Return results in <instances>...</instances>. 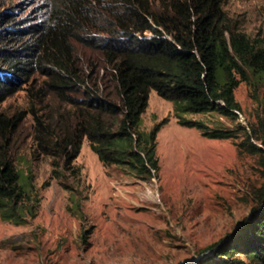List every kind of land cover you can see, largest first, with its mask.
Returning a JSON list of instances; mask_svg holds the SVG:
<instances>
[{
    "label": "trees",
    "instance_id": "trees-1",
    "mask_svg": "<svg viewBox=\"0 0 264 264\" xmlns=\"http://www.w3.org/2000/svg\"><path fill=\"white\" fill-rule=\"evenodd\" d=\"M224 1L46 0V15L24 32L6 27L9 12H3L0 42L14 45L0 47V103L25 86L30 105L10 114L0 110V209L20 217L16 202L4 200L21 194L13 147L27 113L34 150L56 161L69 164L86 137L105 165L127 166L139 175L157 172L156 134L168 117L147 130L139 127L151 89L172 102L177 123L209 138L240 136L238 150L257 155L264 176V95L247 125L211 127L182 114L216 111L235 121L238 83L255 92L264 85V45L239 28ZM144 29L150 34L139 33ZM77 44L102 54L112 90L85 76ZM47 93L62 104L54 119L35 108ZM254 193L250 214L226 240L206 246L214 252L197 264H264V182Z\"/></svg>",
    "mask_w": 264,
    "mask_h": 264
},
{
    "label": "rangeland",
    "instance_id": "rangeland-1",
    "mask_svg": "<svg viewBox=\"0 0 264 264\" xmlns=\"http://www.w3.org/2000/svg\"><path fill=\"white\" fill-rule=\"evenodd\" d=\"M45 1L0 0V15L9 12L6 27L24 32L46 15ZM223 8L264 45V0H225ZM76 55L86 77L105 91L113 89L99 51L77 44ZM233 93L240 105L235 121L216 111L182 114L211 127L247 125L262 104L264 85L255 92L240 81ZM29 105L22 86L0 110L10 114ZM59 105L51 93L35 101L37 112L53 119ZM163 116L168 120L156 134L158 171L139 175L127 166L103 164L86 137L69 164L58 159L57 165L51 155L34 150L27 113L13 147L21 194L4 200L16 202L21 212L14 220V212L0 209V264H197L212 255L214 248H204L226 240L250 214L263 167L257 155L238 150L240 136L209 138L177 123L172 102L151 89L139 127L147 130Z\"/></svg>",
    "mask_w": 264,
    "mask_h": 264
},
{
    "label": "water",
    "instance_id": "water-1",
    "mask_svg": "<svg viewBox=\"0 0 264 264\" xmlns=\"http://www.w3.org/2000/svg\"><path fill=\"white\" fill-rule=\"evenodd\" d=\"M240 224H241V223H240ZM185 262H186V263H191L192 261H188V260H186ZM178 264H179V263H178Z\"/></svg>",
    "mask_w": 264,
    "mask_h": 264
}]
</instances>
